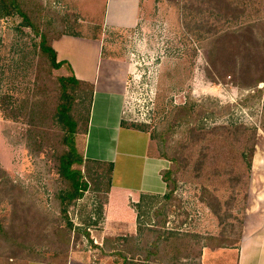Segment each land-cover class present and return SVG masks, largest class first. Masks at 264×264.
Masks as SVG:
<instances>
[{
	"label": "rangeland",
	"instance_id": "1",
	"mask_svg": "<svg viewBox=\"0 0 264 264\" xmlns=\"http://www.w3.org/2000/svg\"><path fill=\"white\" fill-rule=\"evenodd\" d=\"M42 2L64 17L69 34L99 41L103 56L132 66L128 76L130 123L149 136L158 155L157 139L172 108L188 102L207 108L230 106L220 114L208 112L192 126L191 134L177 131L167 135V153L175 159L167 162L175 172L176 188L164 229L184 235L185 246L196 251L202 239L209 240L212 250L217 245L236 248L248 191H258L262 185L258 178L264 176V97L259 103L240 104L254 92V84L249 78L239 79L228 65L217 74L211 64L214 54L207 30L223 33L256 25L257 33L264 31V0H229L234 3L231 8H240L242 14L230 10L226 17L193 0ZM20 23L18 18L0 17V102L6 110L11 105L18 108L38 82L47 102L54 103L56 79L69 75L65 69L48 73L42 67L34 49L37 38L30 30L19 28ZM259 50L256 56L261 57L264 49ZM235 59L239 63L262 62L245 53ZM257 89L264 91V82ZM87 94L82 89L72 111L80 151L89 118ZM100 109L97 99L89 109V122L98 121ZM18 130L16 124L4 120L0 108V169L10 180L8 189L0 190V227L10 240L23 233L29 238L42 237V243L51 246L57 223H64L53 200L59 186L55 156L48 150L39 158L31 157L16 134ZM93 144L92 134L90 146ZM253 194L250 191V196ZM75 207L69 211V221ZM70 237L69 247L86 250L89 246L82 236Z\"/></svg>",
	"mask_w": 264,
	"mask_h": 264
},
{
	"label": "crops",
	"instance_id": "2",
	"mask_svg": "<svg viewBox=\"0 0 264 264\" xmlns=\"http://www.w3.org/2000/svg\"><path fill=\"white\" fill-rule=\"evenodd\" d=\"M52 48L57 61L69 65L77 81L93 87L91 107L100 99V116L95 124L89 122L88 114L82 148L89 189L70 215L74 227L89 232L93 245L86 250L71 246L65 252L46 253L48 258L42 254L11 258L0 250V264H121L105 254L136 262L141 258L140 250L148 251L155 240L153 213L166 200L168 186L163 173L169 164L155 152L149 136L130 123L128 76L132 66L103 56L102 45L96 40L64 35L52 42ZM92 134L94 144L90 146ZM258 180L261 188L248 191L236 248L217 245L212 250L198 243V250L192 247L188 261L195 263L198 258L199 264H264V176ZM250 191L254 193L251 196ZM175 238L179 241L173 245L181 248L185 236ZM174 257L185 264L183 258L179 259L181 254Z\"/></svg>",
	"mask_w": 264,
	"mask_h": 264
},
{
	"label": "trees",
	"instance_id": "3",
	"mask_svg": "<svg viewBox=\"0 0 264 264\" xmlns=\"http://www.w3.org/2000/svg\"><path fill=\"white\" fill-rule=\"evenodd\" d=\"M206 4L211 9L220 15L227 16L232 10L236 15L240 16L242 11L238 7L231 6L229 0H193ZM227 10L229 12H227ZM0 17L7 19L18 18L20 27L30 30L37 42L34 43V49L37 53L38 60L42 67L48 73L67 70L68 76L59 77L56 79V95L54 103L47 102V95L43 85L39 82L36 86L29 90L26 97L19 103L18 108L12 105L8 110L3 108L0 102L2 117L18 126L16 132L18 138L23 140L25 149L34 159L45 155L48 150H51L55 156V174L58 177V188L53 193V200L57 205L58 211L63 225L57 224L55 231V242L42 243V237L29 238L30 236L21 233L17 240H10V236L5 235L2 227H0V250L8 253L9 257L17 258L39 256L44 253H53L67 251L71 242L70 235L77 234L84 237L92 247L93 241L90 239V234L86 230H81L73 226L69 221V211L76 206V203L83 197L89 189V185L83 173L84 158L82 151L79 149V129L76 120L72 117V111L78 96L82 89H85L87 97L85 102H88V114L91 107L93 87L89 84L77 81L71 72V68L66 63L58 62L56 52L52 48V42L59 40L64 35H71L66 31V21L64 17L59 15L51 7L45 6L42 0H0ZM264 27V25H263ZM208 31L210 45L212 46L213 68L218 72H224L225 66L228 65L234 70V75L239 79L249 78L254 84V92L244 96L240 104L246 106L250 101L260 102L261 97H264V91L257 89L259 83L264 82V55L256 56L259 49H264V31L256 32V25H244L239 29L227 32ZM245 53L248 57L255 56V59L262 62L251 63L249 61L238 62L235 57ZM264 54V50H263ZM259 57V58H257ZM219 65V66H218ZM39 84V85H38ZM230 106L218 108L214 105L205 107L192 102L178 105L172 108L167 126L161 130L157 139L158 152L161 158L166 161L173 162L175 159L167 153V135L171 132L191 134L195 128L192 127L199 119L208 112L217 114L227 110ZM88 122V120H87ZM54 128V129H53ZM87 123H85L86 133ZM10 135V134H9ZM11 145H15L10 139ZM175 172L168 169L163 173V178L168 186L166 200L156 211L153 216L157 226L154 232L155 240L147 250L141 251V258L136 262H130L127 259L117 254H105V256H113L120 260L121 264H179V260L175 259V253L181 254V258L185 260V264H199L198 258L195 263L191 258L192 249H188L185 244L181 248L174 246L177 240L171 233L164 230L166 222V212L169 209V204L172 199L173 192L176 188L174 179ZM10 180L6 174L0 169V190L7 188ZM21 238V239H20ZM52 238V239H53ZM209 241V240H208ZM202 239L201 248L208 247L209 242ZM165 242L166 245H165ZM207 242V243H205ZM64 244V245H63ZM163 246V248H161ZM63 250V248H65ZM221 246L218 248H224ZM165 252L160 254L161 252ZM166 252L169 255L166 256ZM115 263L117 261L115 260ZM182 264V263H180Z\"/></svg>",
	"mask_w": 264,
	"mask_h": 264
}]
</instances>
